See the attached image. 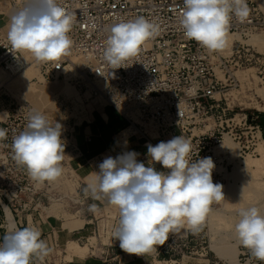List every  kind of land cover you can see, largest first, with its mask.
<instances>
[{
    "label": "built area",
    "instance_id": "1",
    "mask_svg": "<svg viewBox=\"0 0 264 264\" xmlns=\"http://www.w3.org/2000/svg\"><path fill=\"white\" fill-rule=\"evenodd\" d=\"M56 2L72 15L73 24L69 35L73 44L68 55L59 61L38 62L33 56L26 55V52L14 51L7 39L11 15L6 13V9L15 12L25 5V0H0V14L6 17L0 24L1 71L11 76L28 63L37 62L51 78L77 81L80 89L89 92L92 105H112L130 125L136 126L146 147L149 144L155 146L159 142H167L176 136L185 137L193 145L194 161L212 158L215 164L212 171L213 183L223 185L224 175L232 167L234 159L230 147L218 149L224 135L227 134L237 144L236 157L259 154L256 148L264 142L260 116L264 115L247 112L242 108L229 109L225 97L228 91L240 88L241 80L236 71L243 69L248 60L260 61V56L244 52L241 41L234 40L233 53L224 54L221 50L210 52L195 40L187 39L179 24L183 0ZM246 3L248 17L241 21L233 15L228 34L246 35L247 30L255 29L259 23L258 0H246ZM138 17H144L157 25L158 34L145 41L137 56L124 62L125 67L112 68L103 57L111 26ZM2 112L5 114L0 117V129L5 130L6 137L0 138V202L9 210L15 227L21 229L15 221V214H19L20 209H30L28 213L42 217L39 192L28 175H25L26 167L15 161L11 147L14 137L26 128L29 116L10 112L0 99V114ZM61 137L66 141H62L67 146L64 156L70 167L69 160L73 154L69 145L75 146L71 130L62 128ZM102 162V158L95 161L98 170ZM152 167L158 172L169 171L159 162L153 161ZM88 195L90 193L84 196ZM98 201L104 206L107 202L106 199ZM214 203L210 206L209 213L214 208ZM99 217L104 227V242L96 245L93 240L95 228L88 235L78 236L77 240L91 252L95 251L93 254L105 260H113L121 252L119 240L112 236L118 225L119 213L106 212ZM3 225L9 233L13 232L6 210ZM46 246V254L34 256L31 264H53V261L48 260L47 253L53 247H58V243L53 241ZM158 252L159 248H156L150 254L154 256ZM248 252L250 253L249 250ZM241 253L246 255V260L252 258L244 250Z\"/></svg>",
    "mask_w": 264,
    "mask_h": 264
},
{
    "label": "clouds",
    "instance_id": "2",
    "mask_svg": "<svg viewBox=\"0 0 264 264\" xmlns=\"http://www.w3.org/2000/svg\"><path fill=\"white\" fill-rule=\"evenodd\" d=\"M233 15L241 21L248 17L246 0H183L179 24L187 39L212 52L226 47ZM72 24V15L56 0H25V5L10 16L7 39L14 51L31 53L38 62H55L70 51ZM157 34L158 26L144 17L114 24L106 40L104 60L112 68L125 67L124 62L135 58L141 45ZM61 129V124L53 125L45 115L33 111L26 128L14 137V159L26 167L33 180L54 182L62 175ZM5 137V130L0 129V138ZM147 152L152 161L169 171L146 167L137 162V153L127 152L105 158L85 188L93 199H106L118 209V225L112 236L124 252L136 255L154 252L170 232L185 224L197 231L213 202L224 199L223 185L213 183L212 158L194 161L190 140L176 136L147 145ZM238 216L235 231L241 246L264 264V214L253 206L240 208ZM40 237L35 227L6 234L0 243V264H31L34 256L46 254L47 246Z\"/></svg>",
    "mask_w": 264,
    "mask_h": 264
},
{
    "label": "rangeland",
    "instance_id": "3",
    "mask_svg": "<svg viewBox=\"0 0 264 264\" xmlns=\"http://www.w3.org/2000/svg\"><path fill=\"white\" fill-rule=\"evenodd\" d=\"M260 1L264 3V0ZM259 8V23H257L256 28L250 31L247 30L246 35H241V39L239 40L242 43L241 45L245 48L244 52L254 53L255 56H260V61L254 62V59L248 60L246 65H242L243 69H238L236 71L241 80L240 88H237L236 91H228L225 97L229 103V109L231 107L236 109L242 108L247 112H258L264 115V44L257 47L249 40L252 34H260L264 43V7H261L259 4ZM6 10L10 15L14 13L8 8ZM32 67L35 70H32L30 67H24L11 76L0 70V84L2 83L0 87V99L3 100L4 107H8L10 112L28 114V116L33 111L42 113V109H47L45 107H53L52 109L57 111L63 120H71L69 125L63 127L64 129L78 122L76 119H81L85 116L91 105L88 91L80 89L77 86V81L49 77L50 75L46 74L44 69L37 62H34ZM37 68L44 79H40L37 75ZM242 71L247 72V76L244 78L239 74ZM45 90L48 91L46 94L47 97L43 98ZM230 94H232V96H230ZM61 95L71 98L63 100ZM222 99L224 102L225 100L223 97ZM4 114L5 112H2L0 117L4 116ZM72 120L76 121L72 122ZM150 132L152 134H157L153 131ZM61 140L66 142L62 137ZM232 144L238 149L236 143L232 142ZM69 147L73 154L75 152V146L72 144L69 145ZM66 148L67 146H64V152ZM256 150L259 154L245 155L239 158L236 157V150L233 155L234 161L232 167L228 168L224 175V199L214 203V208L206 215L199 229L203 233L200 245L210 244L211 246L214 240L216 245L218 247L220 246L219 248H226L229 244L234 242L237 248L236 257L240 262L248 261L252 264H262V262L253 257L246 248L239 247L238 249L240 242L235 231V224L239 220L238 211L240 208L255 206L264 214V144L259 146L258 149L256 148ZM247 158L251 160V167H242L243 164L240 162ZM238 162L240 163L238 165V174L232 173L231 176L229 172L233 169L234 164ZM61 164L63 173L54 182L35 181L29 176L28 171H26L25 175H28V179L35 185L36 190L39 192L42 216L50 215L57 217L59 221L73 224L74 227H79L78 225L81 226L84 224L83 235L90 234V230L95 228V234H93L95 239L93 238V240H95L96 245L104 242V227L102 226V221L99 216L106 212L113 214L118 212V209L108 205L107 202L104 206L98 200L93 199L91 195L85 197V188L87 186L85 182L75 176L72 169H70L67 164V157H63ZM87 183H89V181ZM93 205H95L94 209L91 207ZM29 206L31 208V205ZM20 208L19 206L18 209ZM28 211H30V209H20V213H27ZM214 211L217 213L216 215H214ZM96 227L98 229H96ZM193 233H195V231H192L187 224L175 232H170L166 242L163 245L156 246V248H159L158 254L154 256L151 255V257H154L153 263L165 264V261L175 260L181 253L191 255L192 251L197 249L196 244L191 240ZM77 238L78 236L74 237L72 242H66L67 255L65 258L70 256L69 248L72 246L70 244H76L77 247H82L84 252H91L86 245L81 244L80 241L78 242ZM208 238L209 241L207 240ZM64 246L63 244L56 247L54 251L56 257L61 251L59 248H64ZM242 250L246 251L252 258L246 260V255L241 253ZM120 251L123 250L120 249ZM91 253H95V251ZM110 253H112V251H110Z\"/></svg>",
    "mask_w": 264,
    "mask_h": 264
},
{
    "label": "crops",
    "instance_id": "4",
    "mask_svg": "<svg viewBox=\"0 0 264 264\" xmlns=\"http://www.w3.org/2000/svg\"><path fill=\"white\" fill-rule=\"evenodd\" d=\"M6 13L8 14V12ZM5 18L3 14H0V24ZM45 108L47 109H42V114L48 121L53 125L57 122L63 128L65 120L62 119L61 115L52 109L53 107ZM79 119H76L78 122L69 127L75 144V152L70 158L69 164L75 176L82 181L90 173L99 172L95 166V161L99 158L103 160L108 157L116 158L119 155L134 151L138 154L137 162L144 163L146 167L153 165L147 147L139 136L138 128L130 125L126 118L112 105L91 104L85 116ZM85 184L87 186L88 183L85 182ZM4 210L5 208L0 202V243L3 242L5 235L9 234L3 225ZM15 221L21 229L24 227L37 228L41 233L40 238L47 245H51L53 241L58 243V247L65 245L64 248H59L61 251L57 257L54 255L56 247L47 253L48 260L53 261V264H155L151 254L136 255L121 251L113 260H105L91 252L83 251L82 254H79L74 251L73 246L69 248L70 257L65 258L67 255L66 242L82 235V225L66 229L57 217L50 215L38 217L36 214L28 212L15 214ZM201 236L203 233L200 229L193 233L191 240L196 244L197 249L192 251L191 255L181 253L175 260L165 261V264H213L214 262L230 264L210 244L200 245ZM206 236L208 237L207 234ZM207 240L209 241V238ZM239 247L243 248L240 243L238 249Z\"/></svg>",
    "mask_w": 264,
    "mask_h": 264
},
{
    "label": "bare ground",
    "instance_id": "5",
    "mask_svg": "<svg viewBox=\"0 0 264 264\" xmlns=\"http://www.w3.org/2000/svg\"><path fill=\"white\" fill-rule=\"evenodd\" d=\"M258 2H259V4H260V6L261 7H264V3L262 2V1H260V0H258ZM264 9V8H263ZM239 39H241V37H240V35L238 34V33H229L228 35H227V44H226V47L224 48V49H222L221 51L224 53V54H230V53H233V49H232V46H233V43H234V40H239ZM249 40L254 44V45H256L257 47H260L261 46V44H264L263 43V38H262V36L260 35V34H252L251 36H250V38H249ZM240 41V40H239ZM250 41H248V42H250ZM259 50V49H258ZM260 50H261V48H260ZM27 54H29V56H31L32 57V54L31 53H28V52H26V55ZM30 57V58H31ZM32 65H33V63H29V64H27V66H25L26 68H32V70H35L33 67H32ZM26 70H28V69H26ZM37 71H38V76L40 77V79H44V77L40 74V71L38 70V68H37ZM239 74H241L240 76L242 77V78H244V77H246L247 76V72L246 71H242L241 73H239ZM257 78V77H256ZM2 84V83H1ZM47 92L48 91H44V93H43V98H46L47 97ZM69 92V91H68ZM49 94V93H48ZM62 96V98H63V100H66V99H69V98H71V97H69V96H64V95H61ZM77 97V96H76ZM77 99V98H76ZM38 100V99H37ZM40 100V99H39ZM45 100V99H44ZM41 101V100H40ZM84 110V109H83ZM75 121V120H74ZM73 120H72V122H74ZM70 122H71V120L70 119H68V120H65V125H69L70 124ZM234 143V142H233ZM263 144H264V142H263ZM223 146H228V147H230V149H231V151H232V154L234 155L235 154V152H236V150H237V148H235L234 146H233V144H232V142L230 141V138H229V136L226 134V135H224V137H223V140H222V142H221V145L218 147V149L219 148H221V147H223ZM259 146H261V144L260 145H258L257 146V149H258V147ZM234 161V160H233ZM240 163H242L243 165H242V167H251V165H252V163H251V160L250 159H245V160H243V161H241ZM239 162L238 163H235L234 164V166H233V169L231 170V172H229L230 173V175L232 176V173H234V174H238V171H239V164H240ZM84 179V181L85 182H90V180L92 179V174H89V175H87L85 178H83ZM259 193V192H258ZM257 193V194H258ZM6 210V214H7V218H8V220H9V223H10V229L11 230H13V231H15V230H18L16 227H15V225H14V222H13V220H12V217H11V214H10V212H9V210L6 208L5 209ZM217 211V210H216ZM215 212V211H214ZM217 213L215 212V214L214 215H216ZM208 219V218H207ZM207 222L209 223V221L207 220ZM70 223V222H69ZM212 223V222H211ZM62 226L64 227V228H66V229H72V228H75L74 227V225L73 224H68V223H66V222H62ZM78 226H80V225H78ZM212 239H213V236H212ZM216 240H217V238H216ZM73 240H68L67 241V243H69V242H72ZM220 243V242H219ZM234 243V242H233ZM229 244L226 248L224 247V248H219L217 245H216V243H215V241L213 240V242L211 243V247L221 256V257H223V258H225L226 259V261H228L230 264H252V263H250V262H248V261H245V262H240L238 259H237V257H236V253H237V248H236V246H235V243L234 244ZM70 245H72L73 247H74V251H76V252H78L79 254H82L83 253V248L82 247H77V245L76 244H70ZM79 246V245H78ZM70 257V256H69ZM157 264V263H156Z\"/></svg>",
    "mask_w": 264,
    "mask_h": 264
},
{
    "label": "water",
    "instance_id": "6",
    "mask_svg": "<svg viewBox=\"0 0 264 264\" xmlns=\"http://www.w3.org/2000/svg\"><path fill=\"white\" fill-rule=\"evenodd\" d=\"M261 123L264 125V117L260 116Z\"/></svg>",
    "mask_w": 264,
    "mask_h": 264
},
{
    "label": "trees",
    "instance_id": "7",
    "mask_svg": "<svg viewBox=\"0 0 264 264\" xmlns=\"http://www.w3.org/2000/svg\"><path fill=\"white\" fill-rule=\"evenodd\" d=\"M263 128H264V125H263Z\"/></svg>",
    "mask_w": 264,
    "mask_h": 264
}]
</instances>
